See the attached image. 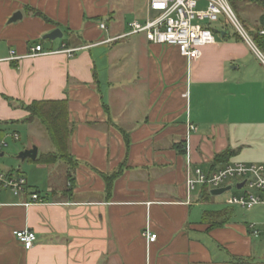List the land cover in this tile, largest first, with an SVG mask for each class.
<instances>
[{
  "label": "crops",
  "instance_id": "crops-1",
  "mask_svg": "<svg viewBox=\"0 0 264 264\" xmlns=\"http://www.w3.org/2000/svg\"><path fill=\"white\" fill-rule=\"evenodd\" d=\"M148 15L147 5L135 20ZM263 16L262 6L259 27ZM113 18V0H0V138L20 142L26 128L21 152L55 153L27 107L65 100L75 164L26 159L28 176L21 166L0 169L25 177L43 199L26 206L28 195L0 188V264H264V205H228L243 187L220 203L206 187L187 186L197 169L264 165V63L228 30L189 62ZM55 30L62 38L45 39ZM37 45L77 51L27 57ZM39 173L50 176L43 189ZM22 230L37 236L29 251L15 237Z\"/></svg>",
  "mask_w": 264,
  "mask_h": 264
},
{
  "label": "built area",
  "instance_id": "built-area-1",
  "mask_svg": "<svg viewBox=\"0 0 264 264\" xmlns=\"http://www.w3.org/2000/svg\"><path fill=\"white\" fill-rule=\"evenodd\" d=\"M264 9V0H259ZM149 15L145 22L134 20L129 24L128 35L143 34L147 41L153 45H161L177 48L181 56L189 62L197 61L202 56V49L214 45L216 37L210 25L217 23L220 19L228 20L236 30V34L254 51L258 58L264 63V55L261 53L254 38L247 33L245 27L235 15L229 0H149ZM154 14V15H151ZM101 29H106L105 24ZM257 36L264 39V16ZM77 49L47 52L41 45L30 49L27 57H38L50 54H67L72 58ZM12 56L11 60H18ZM1 61V60H0ZM191 130L195 128L190 127ZM14 140L19 139L18 134H13ZM8 146V142L0 138V154ZM187 186L194 190L197 185L206 187L210 192L219 190L230 185V181L237 184L244 183L243 188L247 192L238 197H230L227 204L238 206L244 210H251L256 206L264 205V165L235 163L226 166L212 174H205L197 169L195 176L188 173ZM0 188L10 191L15 197L29 196L30 201L25 205L43 203L42 197L34 192L29 193L25 177L13 172L0 171ZM259 191L254 195L250 191ZM15 237L25 250H31L37 240L34 232L22 230L15 232ZM150 243L157 239L156 234L147 232Z\"/></svg>",
  "mask_w": 264,
  "mask_h": 264
},
{
  "label": "rangeland",
  "instance_id": "rangeland-1",
  "mask_svg": "<svg viewBox=\"0 0 264 264\" xmlns=\"http://www.w3.org/2000/svg\"><path fill=\"white\" fill-rule=\"evenodd\" d=\"M229 2L238 20L245 27L247 33L253 39L259 29V18L262 9V3L259 0H245L243 2H240V0H229ZM147 5L148 0H113L115 18H113V20L111 21V25L114 23H121L124 27L129 29L127 27V24L134 21L139 14H144L147 10ZM106 24L109 25V22H107ZM210 28L214 31V34H216L215 31H220L223 29L228 30L231 34H236V30L233 25L228 20H224L222 18L219 22L211 24ZM18 131L20 133L21 141L14 142L13 140L8 138V147L3 150L5 155L3 157H0V169L3 171L11 169L17 171L18 167L21 166L22 172H24L28 176L30 175V167L34 166V163H32L31 160L22 162L18 159V156L22 151L19 149H22L23 145H25L28 141L29 133L26 128H20ZM38 176L40 179H43L41 180L42 185L40 184V186L38 187L43 189L45 188V186L50 185V176H41V173H39ZM56 179L57 177L54 176V185H63L61 181L57 182ZM230 183L232 189L220 196H216L215 200L217 202H225L229 196L241 194L246 191L245 189L238 190L236 187V181H230ZM194 194H196V192H194L193 195Z\"/></svg>",
  "mask_w": 264,
  "mask_h": 264
},
{
  "label": "trees",
  "instance_id": "trees-1",
  "mask_svg": "<svg viewBox=\"0 0 264 264\" xmlns=\"http://www.w3.org/2000/svg\"><path fill=\"white\" fill-rule=\"evenodd\" d=\"M263 6V5H262ZM38 16H43L40 13H35ZM259 44H263L261 38H256ZM264 46V44H263ZM30 115L43 125L46 133L55 148V153L41 156L37 159V163L53 164L58 161H63L72 168L75 164L69 154V138L71 134L67 102L59 101H36L27 107ZM231 152L226 151L215 158V162H224ZM113 176L106 177L109 187L111 186Z\"/></svg>",
  "mask_w": 264,
  "mask_h": 264
},
{
  "label": "water",
  "instance_id": "water-1",
  "mask_svg": "<svg viewBox=\"0 0 264 264\" xmlns=\"http://www.w3.org/2000/svg\"><path fill=\"white\" fill-rule=\"evenodd\" d=\"M22 17L21 13H17L15 14L10 22H16L17 20H19ZM62 38V33L60 32V30H55L52 33L48 34L47 36H45V39L54 41L56 39H60ZM38 156V149L36 147H34L31 150H26L24 152H21L18 156V158L22 161H25L26 159H31L32 161H36ZM244 186V183L239 184L237 186L238 189H241ZM231 189V187H227V188H223V189H219V190H213L211 191V195L212 196H220L224 193H226L227 191H229Z\"/></svg>",
  "mask_w": 264,
  "mask_h": 264
}]
</instances>
